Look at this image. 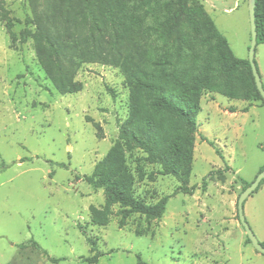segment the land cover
<instances>
[{"label":"rangeland","instance_id":"obj_1","mask_svg":"<svg viewBox=\"0 0 264 264\" xmlns=\"http://www.w3.org/2000/svg\"><path fill=\"white\" fill-rule=\"evenodd\" d=\"M199 1L234 54L248 60L250 0ZM0 3V264H88L81 258L96 253L88 238L103 255L95 264H138L137 255L148 264H264L238 214L243 181L252 184L264 167L262 100L206 92L189 180L194 192L176 193L178 180L135 150L127 154L135 196L147 204L169 197L166 213L132 214L120 227L116 205L106 225L94 224L91 207L102 208L106 197L82 178L108 154L128 118L125 77L119 68L86 63L76 75L83 90L61 95L39 62L30 36L35 25L25 23L33 17L29 0ZM146 40L161 53L158 35ZM255 60L264 84V44ZM245 216L264 242V182L247 198ZM32 240L62 260L52 263Z\"/></svg>","mask_w":264,"mask_h":264},{"label":"trees","instance_id":"obj_2","mask_svg":"<svg viewBox=\"0 0 264 264\" xmlns=\"http://www.w3.org/2000/svg\"><path fill=\"white\" fill-rule=\"evenodd\" d=\"M29 5L33 17L25 23L35 25L29 35L39 62L61 95L83 90L76 75L86 63L119 68L130 91L129 115L118 138L93 173L82 178L106 197L102 208L91 207L94 224L106 225L116 205L120 227L132 214L160 219L166 213L169 197L147 204L135 196L136 178L127 162V154L135 150L144 152L148 163L159 165V174L178 180L176 193L194 192L189 180L206 92L264 102L249 59L234 54L199 0H29ZM255 10L260 45L264 44V0H256ZM28 33L26 29L24 41ZM152 33L163 41L161 53L147 44ZM243 182L245 188L251 185ZM88 242L96 253L81 260L95 264L103 255L94 239ZM31 245L52 263L62 260L49 256L34 240ZM137 263L148 264L141 255Z\"/></svg>","mask_w":264,"mask_h":264},{"label":"water","instance_id":"obj_3","mask_svg":"<svg viewBox=\"0 0 264 264\" xmlns=\"http://www.w3.org/2000/svg\"><path fill=\"white\" fill-rule=\"evenodd\" d=\"M256 0H250V17H251V45L249 48V62L252 67V72L255 78V82L257 88L264 99V84L262 82V78L260 72L258 70L255 56H256V49L258 45V34H257V26H256ZM264 180V172L258 174L255 181L245 190V192L241 195L238 201V214L240 223L242 224L245 232L247 233L249 239L252 241L253 246L264 255V246L258 240L256 234L250 227L249 223L246 220L245 216V202L247 198L251 196V194L260 186L261 182Z\"/></svg>","mask_w":264,"mask_h":264}]
</instances>
